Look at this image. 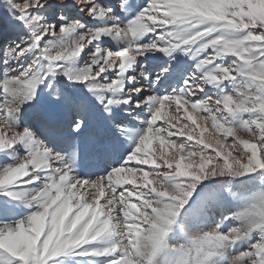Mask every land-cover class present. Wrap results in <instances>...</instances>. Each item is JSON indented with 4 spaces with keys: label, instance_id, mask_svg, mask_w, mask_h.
<instances>
[{
    "label": "snow or ice",
    "instance_id": "1",
    "mask_svg": "<svg viewBox=\"0 0 264 264\" xmlns=\"http://www.w3.org/2000/svg\"><path fill=\"white\" fill-rule=\"evenodd\" d=\"M0 264H264V0H0Z\"/></svg>",
    "mask_w": 264,
    "mask_h": 264
}]
</instances>
